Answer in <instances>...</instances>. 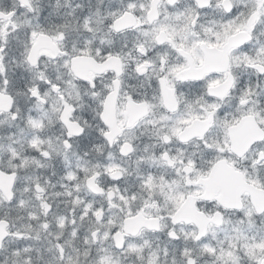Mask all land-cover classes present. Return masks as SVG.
Masks as SVG:
<instances>
[{
	"label": "snow or ice",
	"instance_id": "1",
	"mask_svg": "<svg viewBox=\"0 0 264 264\" xmlns=\"http://www.w3.org/2000/svg\"><path fill=\"white\" fill-rule=\"evenodd\" d=\"M0 264H264V0H0Z\"/></svg>",
	"mask_w": 264,
	"mask_h": 264
}]
</instances>
